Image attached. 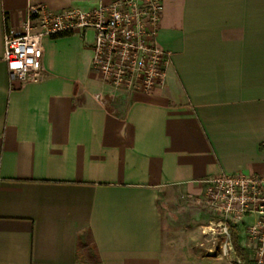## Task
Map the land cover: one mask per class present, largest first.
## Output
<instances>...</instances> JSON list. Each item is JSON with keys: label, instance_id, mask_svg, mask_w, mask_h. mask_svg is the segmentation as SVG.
<instances>
[{"label": "crops", "instance_id": "0c3cea01", "mask_svg": "<svg viewBox=\"0 0 264 264\" xmlns=\"http://www.w3.org/2000/svg\"><path fill=\"white\" fill-rule=\"evenodd\" d=\"M111 1L0 0V264H244L192 245L175 207L212 176L264 173V0H164L171 63L151 92L92 69V29L43 37V76L11 78L5 30L30 4Z\"/></svg>", "mask_w": 264, "mask_h": 264}, {"label": "built area", "instance_id": "2783aa9c", "mask_svg": "<svg viewBox=\"0 0 264 264\" xmlns=\"http://www.w3.org/2000/svg\"><path fill=\"white\" fill-rule=\"evenodd\" d=\"M163 9L164 0H112L89 9L60 11L30 4L22 28L5 30L4 58L10 76L21 83L43 76V37L92 29V69L105 82L131 91L164 87L171 53L156 40ZM199 199L219 217L211 227L222 236L219 252L229 256L234 251L232 225L245 221L254 264H264V173L212 176Z\"/></svg>", "mask_w": 264, "mask_h": 264}, {"label": "rangeland", "instance_id": "374dc122", "mask_svg": "<svg viewBox=\"0 0 264 264\" xmlns=\"http://www.w3.org/2000/svg\"><path fill=\"white\" fill-rule=\"evenodd\" d=\"M92 36V31H88ZM200 196H181L175 207L176 211H184L178 217L177 223L191 229V243L194 246L201 247L207 251L214 246V253L219 252L218 245L222 241V236L212 232V226L218 222L219 217L215 210L209 205L200 201ZM253 249H250L251 257H253Z\"/></svg>", "mask_w": 264, "mask_h": 264}, {"label": "trees", "instance_id": "16d2710c", "mask_svg": "<svg viewBox=\"0 0 264 264\" xmlns=\"http://www.w3.org/2000/svg\"><path fill=\"white\" fill-rule=\"evenodd\" d=\"M239 238L235 225H232V243L236 254L244 261V264H253L254 259H250L248 252L240 244Z\"/></svg>", "mask_w": 264, "mask_h": 264}]
</instances>
